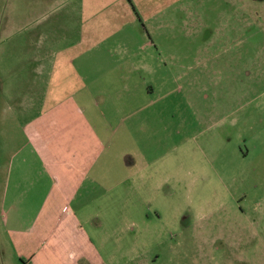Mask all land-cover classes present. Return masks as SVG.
Wrapping results in <instances>:
<instances>
[{
    "label": "rangeland",
    "instance_id": "obj_1",
    "mask_svg": "<svg viewBox=\"0 0 264 264\" xmlns=\"http://www.w3.org/2000/svg\"><path fill=\"white\" fill-rule=\"evenodd\" d=\"M67 105L98 142L102 257L264 264V0H0L5 130Z\"/></svg>",
    "mask_w": 264,
    "mask_h": 264
},
{
    "label": "crops",
    "instance_id": "obj_2",
    "mask_svg": "<svg viewBox=\"0 0 264 264\" xmlns=\"http://www.w3.org/2000/svg\"><path fill=\"white\" fill-rule=\"evenodd\" d=\"M39 61L42 73L44 61ZM6 109L0 110V220L19 264L133 263L138 256L126 251L117 262L114 257L120 251L107 261L100 253V238L83 228L87 224L98 230L102 224L97 211L91 217L86 214L95 202L89 199L96 190L90 187V173L97 163L98 148L92 149L98 142L73 106L46 110L26 124L22 139L11 134L12 126L5 130ZM74 121L79 138L73 136ZM14 208L32 209L28 217L33 219L25 229L8 227L20 226Z\"/></svg>",
    "mask_w": 264,
    "mask_h": 264
}]
</instances>
